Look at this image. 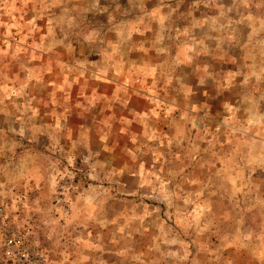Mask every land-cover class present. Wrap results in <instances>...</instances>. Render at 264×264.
<instances>
[{"label": "clouds", "instance_id": "obj_1", "mask_svg": "<svg viewBox=\"0 0 264 264\" xmlns=\"http://www.w3.org/2000/svg\"><path fill=\"white\" fill-rule=\"evenodd\" d=\"M0 264H264V0H0Z\"/></svg>", "mask_w": 264, "mask_h": 264}]
</instances>
